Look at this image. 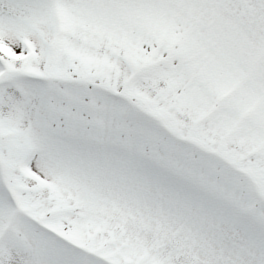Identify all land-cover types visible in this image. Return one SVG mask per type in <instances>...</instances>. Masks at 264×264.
<instances>
[{
  "label": "snow or ice",
  "instance_id": "snow-or-ice-1",
  "mask_svg": "<svg viewBox=\"0 0 264 264\" xmlns=\"http://www.w3.org/2000/svg\"><path fill=\"white\" fill-rule=\"evenodd\" d=\"M0 264H264V0H0Z\"/></svg>",
  "mask_w": 264,
  "mask_h": 264
}]
</instances>
